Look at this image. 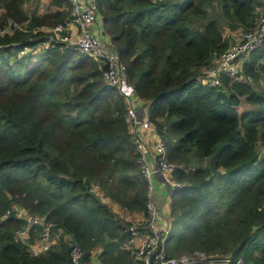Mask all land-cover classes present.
Here are the masks:
<instances>
[{
  "label": "trees",
  "instance_id": "trees-1",
  "mask_svg": "<svg viewBox=\"0 0 264 264\" xmlns=\"http://www.w3.org/2000/svg\"><path fill=\"white\" fill-rule=\"evenodd\" d=\"M28 1L0 0V27L11 19L28 29L0 34V264H75L74 245L82 264H131L124 242L133 223L104 201L147 216L149 181L128 105L93 55L60 43L41 47L50 32L40 29L68 21L69 1L50 0L56 9L44 14L27 13ZM262 6L99 0L102 40L119 51L140 112L184 184L170 194L173 256L201 251L230 264H264V47L245 56L238 78L203 79L233 43L223 24L245 33ZM21 209L54 224L56 241L39 254L32 248L39 228L30 242L17 238L27 225ZM136 227L144 233L147 224Z\"/></svg>",
  "mask_w": 264,
  "mask_h": 264
},
{
  "label": "built area",
  "instance_id": "built-area-1",
  "mask_svg": "<svg viewBox=\"0 0 264 264\" xmlns=\"http://www.w3.org/2000/svg\"><path fill=\"white\" fill-rule=\"evenodd\" d=\"M71 8L70 19L64 24H58L47 32L50 34L48 39L44 40L41 47H48L53 44H65L76 51L89 53L96 57L104 69L103 77L105 81L118 89L121 96L128 105V123L135 139L136 144L142 151L141 165L146 179L149 181L150 198L147 203V216L140 222H135L131 227L132 236L124 242V248L132 251L133 260L131 264H230V257L209 256L201 251L193 253H183L179 256H173L167 252L166 242L171 233L172 219L169 213L162 216L158 210L154 199V171L151 167L150 159L146 155V144L141 132L147 131L153 138V162L160 171L165 182L172 190L184 186L182 182L174 178V172L177 165L170 162L167 158L165 144L157 133L155 124L140 112L139 101L135 98L133 84L129 81L127 68L123 64L119 51L114 45L105 43L102 38L93 32L94 26L98 22L99 0H68ZM25 24L8 20L5 29H0V34H12L16 30L27 31ZM48 29V28H46ZM40 30H43L41 28ZM45 31V30H44ZM264 47V0L262 14L255 27L250 28L243 33L242 37L233 42L230 48L221 54L215 60L205 82L211 85L218 83V78L225 73L234 78L240 76L242 63L251 51ZM12 210H8L6 218L11 215ZM19 216L21 214L18 213ZM27 219V225L24 229L17 232L18 239H24L30 242V230L40 229L39 240L49 242L52 236L54 224L44 216H31L27 214L22 216ZM147 224L144 233L137 230L136 225ZM33 248V245H32ZM34 251V248H33ZM84 252L78 245H74L71 256L75 264H82ZM242 259L237 261L241 264ZM91 264H102L101 262Z\"/></svg>",
  "mask_w": 264,
  "mask_h": 264
},
{
  "label": "crops",
  "instance_id": "crops-1",
  "mask_svg": "<svg viewBox=\"0 0 264 264\" xmlns=\"http://www.w3.org/2000/svg\"><path fill=\"white\" fill-rule=\"evenodd\" d=\"M43 30H45L43 28ZM93 32L97 35H99L102 39L105 38L103 36V32H104V27L103 24H101V20H99L97 22V24L94 26L93 28ZM105 40V39H103ZM108 40V38H107ZM105 43H107L106 41H104ZM109 44L113 45L112 43L108 42ZM141 135L145 141L146 144V152H147V156L150 159V163H151V167L154 171V186H155V191H154V199L156 202V205L158 207V210L160 212V214L162 216H164L165 214L170 212L171 209V203H170V194L172 192V189L170 186H168V184L165 182L163 176L161 175L160 171L157 169L156 164L153 162V138L149 136L147 131H143L141 132ZM161 190L160 195H156V191L157 190ZM104 201L106 203L109 204V206L111 207V209H113L114 212L119 213L122 218L124 219V221L127 222H131V223H135L140 222L142 220H144L143 216L141 214H129L127 212H125L121 206H119L115 201L111 200L110 198H104ZM19 214H21V216H26L28 214V212L25 209H21L19 210ZM170 214V213H169ZM55 239H51L49 242H43L41 240H39V238L36 239V241L33 243V248H34V252L35 253H40L46 249H48L49 246H51L52 244L55 243ZM99 250L96 251V255L99 254ZM224 257V256H221Z\"/></svg>",
  "mask_w": 264,
  "mask_h": 264
},
{
  "label": "rangeland",
  "instance_id": "rangeland-1",
  "mask_svg": "<svg viewBox=\"0 0 264 264\" xmlns=\"http://www.w3.org/2000/svg\"><path fill=\"white\" fill-rule=\"evenodd\" d=\"M51 8L54 9V10L56 9V8L51 7L50 0H29L26 3V5H25V9H26L27 13H29V14H31L34 11H37L39 14H44V13L48 12ZM23 24H25L27 26V23L26 22L23 23ZM25 25H23V26L25 27ZM223 26H224L223 27L224 33L227 36H231L232 37V33L234 34L233 35V41L232 42H235V41L239 40L240 37L243 34V32L240 31V30H238L236 32H230L227 26H225L224 24H223ZM6 27L7 26H3V27H0V29H5ZM46 28L47 27H44L45 31L48 30ZM260 82L261 83H260V88L259 89L261 90L262 88H264V81H260ZM160 193H161V190L160 189L156 191V195H160Z\"/></svg>",
  "mask_w": 264,
  "mask_h": 264
},
{
  "label": "water",
  "instance_id": "water-1",
  "mask_svg": "<svg viewBox=\"0 0 264 264\" xmlns=\"http://www.w3.org/2000/svg\"><path fill=\"white\" fill-rule=\"evenodd\" d=\"M173 191V190H172ZM129 232H131V229H129Z\"/></svg>",
  "mask_w": 264,
  "mask_h": 264
}]
</instances>
